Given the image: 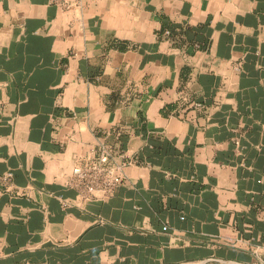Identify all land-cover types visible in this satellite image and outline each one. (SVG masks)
<instances>
[{"label":"crops","instance_id":"1","mask_svg":"<svg viewBox=\"0 0 264 264\" xmlns=\"http://www.w3.org/2000/svg\"><path fill=\"white\" fill-rule=\"evenodd\" d=\"M0 264H264V0H0Z\"/></svg>","mask_w":264,"mask_h":264},{"label":"built area","instance_id":"2","mask_svg":"<svg viewBox=\"0 0 264 264\" xmlns=\"http://www.w3.org/2000/svg\"><path fill=\"white\" fill-rule=\"evenodd\" d=\"M107 156L102 154L99 162L85 166H74L68 183L85 200H102L110 196L121 180V165H106ZM9 177V174H6Z\"/></svg>","mask_w":264,"mask_h":264}]
</instances>
